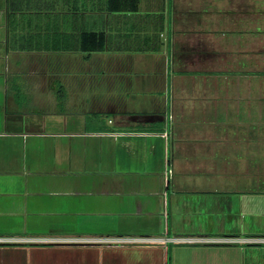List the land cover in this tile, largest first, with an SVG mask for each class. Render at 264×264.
<instances>
[{"label":"crops","instance_id":"1","mask_svg":"<svg viewBox=\"0 0 264 264\" xmlns=\"http://www.w3.org/2000/svg\"><path fill=\"white\" fill-rule=\"evenodd\" d=\"M263 75L264 0H0V264H168L233 231L174 215L264 214L233 180L263 173Z\"/></svg>","mask_w":264,"mask_h":264},{"label":"rangeland","instance_id":"2","mask_svg":"<svg viewBox=\"0 0 264 264\" xmlns=\"http://www.w3.org/2000/svg\"><path fill=\"white\" fill-rule=\"evenodd\" d=\"M233 180L238 183V187L245 186L249 189L258 187L261 190H264V162L263 173H259L256 176L254 175L253 177H236ZM223 195L225 199H229L228 197H230L228 194L223 193ZM231 195V199L226 203V205L229 204L230 210L232 212L231 215L221 213H190L189 216L186 213V217L178 218L177 220V217L174 215L172 219L174 222L181 221L186 222V224L190 222L193 225H197L198 223L201 225L207 224L210 228L217 224L219 227L225 228L226 231L231 228V230L233 231H231L232 233H227L230 234L229 236H236L235 234H239L240 236L243 234H262L261 236H264V214L240 213V202L238 199L239 197L235 196V194ZM141 219L142 218H140V220ZM117 220L118 219H116L115 221ZM120 220L122 221V217L119 216V221ZM152 220L154 222L162 221L163 225L165 223L164 216L162 214L154 216ZM167 223L169 224V220L167 221ZM243 224L246 227L245 230L247 231L239 232ZM207 236L222 235H210V233H207ZM165 245L166 251H164V255L167 258L168 264H264V240L254 242L182 240L168 242L165 243ZM47 259L51 260V257H48Z\"/></svg>","mask_w":264,"mask_h":264},{"label":"built area","instance_id":"3","mask_svg":"<svg viewBox=\"0 0 264 264\" xmlns=\"http://www.w3.org/2000/svg\"><path fill=\"white\" fill-rule=\"evenodd\" d=\"M116 240H127V241H146V240H156L159 238L154 237H145V236H130V237H117ZM114 239V238H113ZM164 241H222V242H235V241H261L264 240V237H237V236H220V237H211V236H172L162 238ZM6 240V238L0 236V241Z\"/></svg>","mask_w":264,"mask_h":264},{"label":"trees","instance_id":"4","mask_svg":"<svg viewBox=\"0 0 264 264\" xmlns=\"http://www.w3.org/2000/svg\"><path fill=\"white\" fill-rule=\"evenodd\" d=\"M112 0H108L109 4L111 3ZM125 1H130V6L135 7L136 5V0H125ZM101 40V39H100Z\"/></svg>","mask_w":264,"mask_h":264}]
</instances>
